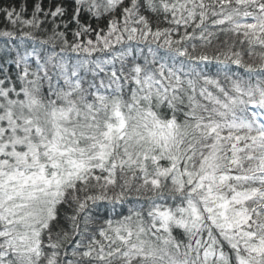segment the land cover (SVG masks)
Segmentation results:
<instances>
[{"label":"snow or ice","instance_id":"snow-or-ice-1","mask_svg":"<svg viewBox=\"0 0 264 264\" xmlns=\"http://www.w3.org/2000/svg\"><path fill=\"white\" fill-rule=\"evenodd\" d=\"M0 27V264H264V0H2Z\"/></svg>","mask_w":264,"mask_h":264},{"label":"trees","instance_id":"trees-1","mask_svg":"<svg viewBox=\"0 0 264 264\" xmlns=\"http://www.w3.org/2000/svg\"><path fill=\"white\" fill-rule=\"evenodd\" d=\"M0 2H2V0H0ZM49 2V0H43L44 4H47ZM103 26V25H102ZM4 30L2 27H0V31ZM25 30H28L27 28H25ZM39 35V33H37ZM4 38H0V44L3 43ZM257 51H260L259 49H257ZM245 59L249 60V57L247 55H245Z\"/></svg>","mask_w":264,"mask_h":264}]
</instances>
